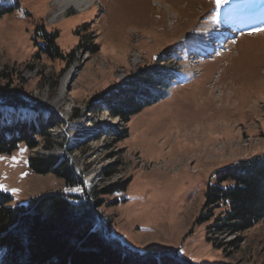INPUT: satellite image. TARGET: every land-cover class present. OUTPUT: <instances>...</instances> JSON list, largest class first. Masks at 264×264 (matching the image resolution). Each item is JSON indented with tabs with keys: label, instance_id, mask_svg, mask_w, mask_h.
Here are the masks:
<instances>
[{
	"label": "rangeland",
	"instance_id": "1",
	"mask_svg": "<svg viewBox=\"0 0 264 264\" xmlns=\"http://www.w3.org/2000/svg\"><path fill=\"white\" fill-rule=\"evenodd\" d=\"M55 1L0 0V90L22 101L0 99V125L57 123L49 137L33 135L38 146L0 154L7 205L60 192L90 202L103 235L136 258L169 251L192 264H264V221L214 234L223 210L205 208L216 171L264 154V23L208 56L188 55L197 44L185 41L222 6L254 10L264 0H94L52 22ZM45 35L58 57L45 53ZM159 55L173 74L164 97L128 122L114 117ZM42 154L67 158L79 183L36 173L30 158Z\"/></svg>",
	"mask_w": 264,
	"mask_h": 264
},
{
	"label": "trees",
	"instance_id": "2",
	"mask_svg": "<svg viewBox=\"0 0 264 264\" xmlns=\"http://www.w3.org/2000/svg\"><path fill=\"white\" fill-rule=\"evenodd\" d=\"M5 9H0V18ZM45 53L58 57L55 36L45 35ZM164 59L158 56L156 65L140 70V77L131 82L134 92H126L112 107V115L128 122L145 107L161 100L173 80ZM17 99L0 90V99ZM10 103V102H8ZM1 106V105H0ZM0 109V118L2 116ZM50 121L30 132L31 127L20 121L0 125V154L11 153L20 143L38 146L37 137H49ZM31 168L38 174L54 173L66 183H79L76 171L67 158L37 155L30 158ZM216 183H209L205 192V208L222 209L210 228L214 234H236L264 221V154L240 161L215 172ZM10 196L0 192V264H192L161 253V257L136 258L107 239L99 230L90 202L75 203L63 193L32 198L27 204L9 207ZM208 219V218H206ZM204 220V219H202Z\"/></svg>",
	"mask_w": 264,
	"mask_h": 264
},
{
	"label": "bare ground",
	"instance_id": "3",
	"mask_svg": "<svg viewBox=\"0 0 264 264\" xmlns=\"http://www.w3.org/2000/svg\"><path fill=\"white\" fill-rule=\"evenodd\" d=\"M94 0H56L57 10L51 16L52 22H58L59 17L68 10L75 9L77 11H84L91 7ZM84 7V8H83ZM177 16V13L175 17ZM264 21V8H261L255 12H251L247 15L237 14L228 8L223 9L220 14L213 20L211 25L205 27L203 31H196L195 29L188 32L185 40L189 44L191 42L196 43L195 48L189 50L188 55H191L192 51H199L197 56H208L209 53H213L215 48L221 52V48H224V41H228L230 36L238 35L246 31H251L257 24H261ZM229 46V45H228ZM213 48V50H208ZM219 52V53H220ZM194 53V52H193ZM211 55V54H210ZM72 72H69L66 76V80L70 78ZM80 125V124H79Z\"/></svg>",
	"mask_w": 264,
	"mask_h": 264
},
{
	"label": "snow or ice",
	"instance_id": "4",
	"mask_svg": "<svg viewBox=\"0 0 264 264\" xmlns=\"http://www.w3.org/2000/svg\"><path fill=\"white\" fill-rule=\"evenodd\" d=\"M227 0H215V3H216V6L219 7L220 4L222 3H226ZM261 29H257V31H260ZM65 191H68V192H79V191H82L81 188H68V189H65Z\"/></svg>",
	"mask_w": 264,
	"mask_h": 264
}]
</instances>
